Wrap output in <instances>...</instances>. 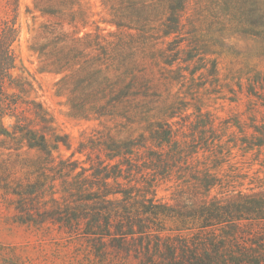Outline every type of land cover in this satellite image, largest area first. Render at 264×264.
Masks as SVG:
<instances>
[{
	"label": "trees",
	"instance_id": "trees-1",
	"mask_svg": "<svg viewBox=\"0 0 264 264\" xmlns=\"http://www.w3.org/2000/svg\"><path fill=\"white\" fill-rule=\"evenodd\" d=\"M47 1L35 0L47 23L44 41H33L31 48L39 53L42 68L74 78L76 87L85 91L82 107L98 117L118 108L126 113L144 107L148 113L157 106L160 95L151 73L137 61L138 55L146 61L139 52L147 47L167 51V65L197 55L192 40L181 46L188 0H102L108 22L116 27L109 34L112 40L90 31L79 35L81 27L74 30V7L82 0H55L54 7ZM17 6L15 0H0V204L13 208L12 221L36 230L56 226L60 238L84 251L90 264L110 262L112 253L132 254L139 264H264V187L241 189L219 174L229 159L231 137L222 141L211 129L210 135L206 129L186 135L174 128L171 120L180 115L181 101L169 105L162 119L149 121L147 116L146 133L118 140L95 134L79 141L76 151L89 152L85 160L75 158V151L68 156L60 152L62 146L70 148V137L34 96L32 81L17 65ZM252 6L260 8L256 21L249 18L256 11ZM258 6L259 0L227 1L223 11L261 34L264 8ZM197 61L202 64L190 69V78L206 67L205 57ZM207 72L218 73L215 61ZM247 91L264 107V73L253 78ZM204 115L198 113L196 121L212 124ZM215 140L212 165L208 157L193 163V156L209 151ZM241 142L244 148L260 149L264 125L254 126ZM24 148L34 150L36 158L21 178L12 157ZM159 180L176 183L172 203L157 197ZM225 182L230 187L213 192ZM0 264L30 263L9 256L0 245Z\"/></svg>",
	"mask_w": 264,
	"mask_h": 264
},
{
	"label": "rangeland",
	"instance_id": "rangeland-1",
	"mask_svg": "<svg viewBox=\"0 0 264 264\" xmlns=\"http://www.w3.org/2000/svg\"><path fill=\"white\" fill-rule=\"evenodd\" d=\"M227 1L235 0H188L187 11L182 19V31L185 32L183 35L186 40L182 41L181 46L187 44V40H192V46L196 48L193 53L197 52L192 61L178 60V64L175 62L167 65L163 62L167 51L159 53L157 48L147 47L139 52L145 55L146 61L141 55H138L137 61L146 72L151 73L153 89L160 95L154 110L145 113L144 107H136L124 113L122 108H118L112 115L98 117L82 107L85 91L76 87L74 78L64 77L65 72L42 68L39 53L31 46L37 39L38 44L44 41L42 35L47 16L38 10L35 0H15L18 4L15 14L18 37L13 43V49L17 65L32 81L34 96L48 109L59 128L70 137V148L62 146L60 152L68 156L75 151V158L85 160L88 151H76L79 141L95 134H104L118 140L146 133L147 116L149 121L162 119V113L169 105H177L181 101L182 104L177 109L180 115L171 120L175 121L174 128H180L186 135L189 132L198 134L202 129H206V134L210 135L211 129L214 134L222 136V141L231 137L234 141L229 143V159L219 167V174L241 189L264 187V146L260 149H247L241 142V138L250 137L254 126L264 125V107L247 91L253 78L258 73H264V33L254 34L257 28L243 23L246 22L244 19L235 21L225 15L223 10ZM259 2L261 6L258 7L264 8V0ZM46 4L50 7L57 6L55 0H48ZM74 9L77 10L74 30L82 28L79 35L90 31L103 35L107 40L113 39L109 34L115 32L116 27L108 22L109 11L102 0H82ZM255 10V13L249 15L254 21L260 8L255 7ZM1 12L3 13L2 9ZM84 22L85 27H82ZM163 46L164 44L157 45ZM152 55L156 60L150 57ZM179 55L186 56L181 52ZM199 56L205 57L206 67L197 70L193 78H190V69L202 64L197 61ZM212 61L217 63L218 73L215 75L207 72ZM178 66L182 68H177ZM212 79L215 80L210 83ZM256 89L262 91L258 86ZM198 113H202L203 117L204 113L208 114L212 124L202 126L201 122L198 123ZM225 120H229L228 125L224 123ZM216 142L211 143L209 151H198L193 156V163L208 157L207 162L212 165ZM35 153L34 150L24 148L19 155H13L12 162L18 170L17 177L22 178L32 170ZM90 154L94 158L95 154ZM85 165H88V161ZM226 186L229 185L218 186L213 192L224 190ZM176 188L177 185L172 180H159L157 197L172 203ZM12 213V207L0 204V245L5 247L9 256H17L30 264H90L84 251H78L76 245L60 238L61 234L56 226L46 230L29 228L13 222ZM113 255L114 253L111 254L110 262L95 261V264H139V260L132 254L118 257Z\"/></svg>",
	"mask_w": 264,
	"mask_h": 264
}]
</instances>
